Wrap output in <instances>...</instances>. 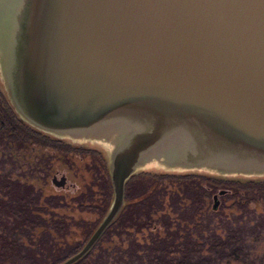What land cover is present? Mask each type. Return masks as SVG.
Here are the masks:
<instances>
[{
  "label": "water",
  "instance_id": "95a60500",
  "mask_svg": "<svg viewBox=\"0 0 264 264\" xmlns=\"http://www.w3.org/2000/svg\"><path fill=\"white\" fill-rule=\"evenodd\" d=\"M0 87L21 121L107 161L109 209L60 264L92 252L136 175L264 179V0H0Z\"/></svg>",
  "mask_w": 264,
  "mask_h": 264
},
{
  "label": "trees",
  "instance_id": "16d2710c",
  "mask_svg": "<svg viewBox=\"0 0 264 264\" xmlns=\"http://www.w3.org/2000/svg\"><path fill=\"white\" fill-rule=\"evenodd\" d=\"M49 137L20 120L0 87V142L11 141L19 149L50 148L55 151V164L64 163L83 179L78 193L66 195L40 193L33 185L0 174V264H60L82 248L112 202L105 157L52 137L51 143ZM218 190L227 191L222 198L231 203V213L246 212L251 204L264 205V179L197 173L134 176L126 186L123 212L92 252L76 264L100 262L107 257V242L122 245L123 258L140 264H192L197 248L208 242L211 249L205 256L223 255L234 248L235 239L244 243L256 231L248 233L238 223L226 239L214 233L205 218L210 192Z\"/></svg>",
  "mask_w": 264,
  "mask_h": 264
},
{
  "label": "rangeland",
  "instance_id": "374dc122",
  "mask_svg": "<svg viewBox=\"0 0 264 264\" xmlns=\"http://www.w3.org/2000/svg\"><path fill=\"white\" fill-rule=\"evenodd\" d=\"M48 141L53 143L52 138ZM85 147L95 150L94 146L90 144ZM54 152L50 148H41L39 145L19 149L12 145L11 141L9 144L0 142V174L33 185L35 190L40 193L49 191L62 192L66 195L78 193L83 184L82 177L64 163L62 165L55 164ZM55 176L58 179L63 176L67 178L64 188H58L53 184ZM219 193L220 190L216 193L210 192L209 215L205 218L206 224L214 229V233L226 239L230 229L236 227L238 223L245 225L248 233L256 232L249 235L244 243L240 239H235L236 244L232 245L234 248H228L223 255L213 252L209 257L205 256L206 252L211 249L210 242H208L203 249L197 248V255L194 254L192 264H264V223H262L264 205L257 207V205L251 204L246 212H240L239 209L237 212L231 213L234 212L231 203L229 200L224 201ZM216 195H218L219 208L214 210V196ZM194 235L196 239H200L199 232H195ZM107 245L110 246L107 250V257L96 264H140L137 260L129 262L127 258H123L124 247L122 245L114 246L110 242H107Z\"/></svg>",
  "mask_w": 264,
  "mask_h": 264
},
{
  "label": "flooded vegetation",
  "instance_id": "af4514ba",
  "mask_svg": "<svg viewBox=\"0 0 264 264\" xmlns=\"http://www.w3.org/2000/svg\"><path fill=\"white\" fill-rule=\"evenodd\" d=\"M53 143H54V141H53ZM84 148H85L86 150L88 149L87 147H84ZM88 150H89V149H88ZM95 150H96V149H95ZM97 151H98V150H97ZM99 152H100V151H98V154H101L102 156H104L103 153H101V152L99 153ZM55 177H56V176H55ZM55 177H54V178H55ZM65 186H66V185H65Z\"/></svg>",
  "mask_w": 264,
  "mask_h": 264
}]
</instances>
